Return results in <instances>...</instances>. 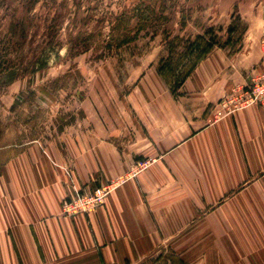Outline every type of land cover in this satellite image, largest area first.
I'll return each mask as SVG.
<instances>
[{
  "label": "crops",
  "instance_id": "crops-1",
  "mask_svg": "<svg viewBox=\"0 0 264 264\" xmlns=\"http://www.w3.org/2000/svg\"><path fill=\"white\" fill-rule=\"evenodd\" d=\"M263 36L209 51L180 94L150 64L122 129L79 124L47 144L0 145V264H264V105L215 115L264 73ZM110 183L91 212H63L73 184Z\"/></svg>",
  "mask_w": 264,
  "mask_h": 264
},
{
  "label": "rangeland",
  "instance_id": "rangeland-1",
  "mask_svg": "<svg viewBox=\"0 0 264 264\" xmlns=\"http://www.w3.org/2000/svg\"><path fill=\"white\" fill-rule=\"evenodd\" d=\"M261 33L264 0H0V145L47 144L79 124L122 129L147 66L180 94L200 56Z\"/></svg>",
  "mask_w": 264,
  "mask_h": 264
},
{
  "label": "built area",
  "instance_id": "built-area-1",
  "mask_svg": "<svg viewBox=\"0 0 264 264\" xmlns=\"http://www.w3.org/2000/svg\"><path fill=\"white\" fill-rule=\"evenodd\" d=\"M264 49V40L262 42ZM264 105V74L257 76L252 83L239 86L235 91L223 97L218 115L251 105ZM145 163H140L142 167ZM69 175L71 174L68 171ZM113 189V184H105L92 191H85L73 184L72 191L62 203L63 212L67 215L89 213L104 202L105 197Z\"/></svg>",
  "mask_w": 264,
  "mask_h": 264
},
{
  "label": "trees",
  "instance_id": "trees-1",
  "mask_svg": "<svg viewBox=\"0 0 264 264\" xmlns=\"http://www.w3.org/2000/svg\"><path fill=\"white\" fill-rule=\"evenodd\" d=\"M120 38H121L120 36L116 38V42L119 41L118 42L119 44H124L126 42H130L131 41V37L129 38V36H127L126 38H123V39H120ZM199 38H202V37L200 36ZM202 56H200L199 59H201ZM198 60L190 67V69L184 75L180 76V77H182V79L179 80L180 83L184 82V80L186 79V77L190 74V72L192 71V69L195 67V65L198 62ZM162 70H163V67L159 68V71L161 72V75L165 78L166 82L170 83L169 82L170 79H168V77H166L167 75L165 76V74L163 73ZM169 77H170V75H169Z\"/></svg>",
  "mask_w": 264,
  "mask_h": 264
}]
</instances>
